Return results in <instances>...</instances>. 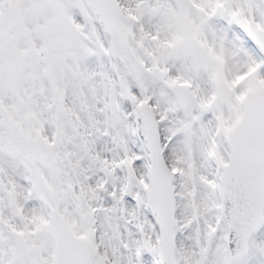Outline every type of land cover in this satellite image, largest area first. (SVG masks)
<instances>
[{
    "label": "snow or ice",
    "instance_id": "obj_1",
    "mask_svg": "<svg viewBox=\"0 0 264 264\" xmlns=\"http://www.w3.org/2000/svg\"><path fill=\"white\" fill-rule=\"evenodd\" d=\"M0 264H264V0H0Z\"/></svg>",
    "mask_w": 264,
    "mask_h": 264
}]
</instances>
